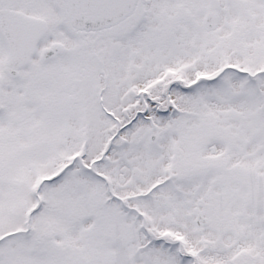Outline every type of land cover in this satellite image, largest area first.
Wrapping results in <instances>:
<instances>
[{
	"label": "snow or ice",
	"instance_id": "6c2138e0",
	"mask_svg": "<svg viewBox=\"0 0 264 264\" xmlns=\"http://www.w3.org/2000/svg\"><path fill=\"white\" fill-rule=\"evenodd\" d=\"M0 264H264V0H0Z\"/></svg>",
	"mask_w": 264,
	"mask_h": 264
}]
</instances>
